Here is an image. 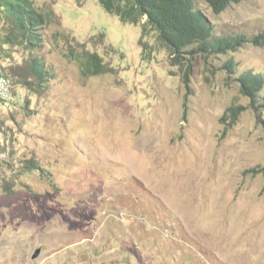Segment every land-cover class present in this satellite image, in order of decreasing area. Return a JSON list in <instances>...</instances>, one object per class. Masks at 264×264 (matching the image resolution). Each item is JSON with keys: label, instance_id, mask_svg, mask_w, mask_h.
Returning a JSON list of instances; mask_svg holds the SVG:
<instances>
[{"label": "rangeland", "instance_id": "374dc122", "mask_svg": "<svg viewBox=\"0 0 264 264\" xmlns=\"http://www.w3.org/2000/svg\"><path fill=\"white\" fill-rule=\"evenodd\" d=\"M32 1L52 77L0 100V264H264V107L236 74L189 50L173 64L98 0ZM200 4L264 75V0ZM9 27L0 10V68L33 51Z\"/></svg>", "mask_w": 264, "mask_h": 264}, {"label": "trees", "instance_id": "16d2710c", "mask_svg": "<svg viewBox=\"0 0 264 264\" xmlns=\"http://www.w3.org/2000/svg\"><path fill=\"white\" fill-rule=\"evenodd\" d=\"M98 1L107 12L117 15L123 23L138 25L143 21V32L148 27L157 31L160 40L177 54L173 64L181 62L179 54L184 50L199 52L205 58L217 56L224 61L223 66L227 72L236 74L240 90L250 99L251 106L264 107V75L251 69L239 71L241 64L227 57L237 49V45L247 40V36L232 37L223 31H218L217 34L215 25L204 13L200 0ZM231 1L205 0L215 15L225 10ZM0 10L5 12L10 23V36L5 42L24 44L33 50L22 64L11 63L8 67H1V70L11 80V84H23L34 92L38 93L39 89L41 92L52 77L50 66L41 56L33 53L44 40L43 17L32 0H0ZM90 62L96 74L112 71V67H106L102 57L96 53L91 54ZM29 163L30 168H38L34 161Z\"/></svg>", "mask_w": 264, "mask_h": 264}, {"label": "bare ground", "instance_id": "6f19581e", "mask_svg": "<svg viewBox=\"0 0 264 264\" xmlns=\"http://www.w3.org/2000/svg\"><path fill=\"white\" fill-rule=\"evenodd\" d=\"M11 81L10 79L2 72L0 68V100L1 99H8L11 95Z\"/></svg>", "mask_w": 264, "mask_h": 264}, {"label": "water", "instance_id": "95a60500", "mask_svg": "<svg viewBox=\"0 0 264 264\" xmlns=\"http://www.w3.org/2000/svg\"><path fill=\"white\" fill-rule=\"evenodd\" d=\"M39 253H40V251L37 250V251L35 252V254H34V257H37V256L39 255Z\"/></svg>", "mask_w": 264, "mask_h": 264}]
</instances>
